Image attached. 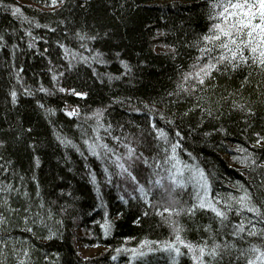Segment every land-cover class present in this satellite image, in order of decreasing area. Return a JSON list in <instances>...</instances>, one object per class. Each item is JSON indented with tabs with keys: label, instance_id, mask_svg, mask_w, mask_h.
I'll list each match as a JSON object with an SVG mask.
<instances>
[{
	"label": "trees",
	"instance_id": "obj_1",
	"mask_svg": "<svg viewBox=\"0 0 264 264\" xmlns=\"http://www.w3.org/2000/svg\"><path fill=\"white\" fill-rule=\"evenodd\" d=\"M15 6L22 15H12ZM211 14V0H3L0 186L18 189L9 201L18 211L0 207L8 218L0 225V239L8 245H0L2 264H17L23 252L18 257L14 249L25 248L27 264H193L189 255L174 260V253L156 251L133 260L124 250L145 239H174L173 221L193 243L215 238L241 249L259 243V237L231 235L229 222L242 218L234 213L223 227L208 210L189 213L195 203L191 187L177 189L173 202L149 183L154 169L143 163L148 158L154 164L179 140L181 158L204 169L213 194L238 195L239 181L264 204V168L234 159L244 155L237 151L243 146L258 164L264 162V141L257 145L255 135H264V69L249 63L214 72L191 94L177 87L200 55L198 42L213 23ZM68 106L77 115H68ZM97 110L105 128L111 125L100 129L104 140L118 154H126L127 144L136 149L134 162L127 163L151 189V204L111 160L87 150L84 141L95 138ZM153 123L168 133L169 145L157 139ZM65 138L72 143H63ZM165 206L182 211L161 215ZM106 218L113 225L108 235L101 227ZM81 248L96 252L84 257ZM238 255L230 249L217 264H244Z\"/></svg>",
	"mask_w": 264,
	"mask_h": 264
},
{
	"label": "snow or ice",
	"instance_id": "obj_2",
	"mask_svg": "<svg viewBox=\"0 0 264 264\" xmlns=\"http://www.w3.org/2000/svg\"><path fill=\"white\" fill-rule=\"evenodd\" d=\"M56 2L57 0H53V4ZM0 5H3V0H0ZM211 5L212 14L209 18L213 23L208 33L203 35L201 41L198 42L200 55L196 57L190 69L182 75L181 82L177 85L181 91L189 94L198 86L204 85L206 80L213 76L214 72H220L225 69L235 70L241 65H249V63L264 69V0H211ZM18 14L22 15V11L19 7H15L12 10V15L16 16ZM24 19H27V17H24ZM0 39H3V37H0ZM91 39H95V37H91ZM125 67H128L126 63ZM53 79H56V77L54 76ZM40 90L47 91L43 87ZM60 90L65 91L63 88ZM25 91L27 92L28 89H25ZM71 91L77 96L86 95L85 93L75 92V90ZM29 94L31 93L29 92ZM12 97L15 100V92L12 93ZM47 111L51 112L53 110L48 109ZM68 115L74 116L77 113L72 110L68 112ZM94 115L97 118V126L93 130L95 138L84 141L87 150L97 158L111 160L112 164L119 169L118 174H127L132 181L136 182L139 185V193L148 201L151 189L146 188L144 184H140L137 176L130 170L131 166L127 163V161H133V157L136 156V149L127 144L125 145L127 148L126 154H118L117 150L111 147L100 134V129L103 128L108 131L111 128V125L105 128L102 122V110H97ZM153 128H156L155 123H153ZM156 131L157 139L162 140L165 145H169L168 133L163 128H156ZM176 135L179 136L180 133L177 132ZM255 135L257 136V145L264 141V135L260 133ZM113 139L119 141L120 138L113 137ZM62 142L66 144L72 143L66 138ZM181 147L179 140L170 144V150L169 147H165L162 158H153L154 164H149L148 158L143 159V163L146 166L154 169L156 178L155 180H150L149 183L153 184V187L162 188L169 193L170 197L177 189L187 190L191 187V195L195 203L187 209L189 213L193 212L197 207L208 210L214 213L222 227L225 226L226 221H229V214L234 213L242 218L235 223L229 222L232 227L231 235L238 237L240 240H245L248 237H259V243L250 242L249 246L244 249L238 248L234 242H220L215 238H213L211 244L207 241L193 243L182 237V227L173 221L174 239L164 241L145 239L141 241L138 248H125L124 250L131 253L133 260L137 257H144L148 253L164 251L170 255L174 253V260L181 255H189L193 264H217V261L222 259L226 252L234 249L239 253L237 261L243 258L244 264H264V204L257 203L254 194L239 181L236 182L239 188L238 195L233 193H227L226 196H221L219 193L213 194L212 182L208 174L198 164H189L184 161L178 152ZM237 151L244 153V155L234 157V159H239L245 166L264 168V162L258 164L254 153L247 148L238 146ZM142 156L143 154L141 153ZM189 156H191V153H189ZM37 163H39L38 159ZM156 169H159V171H156ZM105 172L111 177L107 167H105ZM93 180L95 181L94 174ZM109 182H111V179H109ZM13 191H18V189L13 188L11 184L0 186V194H3L2 199H0V207L11 213L18 211L9 202L10 193ZM172 199L175 202V198L172 197ZM148 202L151 204V201ZM25 211H28V209H25ZM180 211L182 209L165 206L160 214L163 215L164 212H168L179 215ZM105 216L107 217V213H105ZM7 220L8 218L0 212V225L7 223ZM24 221L27 226L29 217L25 216ZM35 222V220L31 221L33 224ZM40 222L43 223V219ZM101 227L104 229L105 235H108L113 225L106 218ZM26 230L28 232L33 231L31 227H26ZM51 235L54 234H50L49 238H51ZM0 245L5 248L8 247L3 239H0ZM153 245H158L159 247H153ZM182 248L186 249V252H182ZM14 251L18 257L20 251L23 252V256L18 258L17 264H27L30 259L29 249H14ZM116 251L119 253L121 249ZM113 259H116V257L114 256Z\"/></svg>",
	"mask_w": 264,
	"mask_h": 264
},
{
	"label": "rangeland",
	"instance_id": "obj_3",
	"mask_svg": "<svg viewBox=\"0 0 264 264\" xmlns=\"http://www.w3.org/2000/svg\"><path fill=\"white\" fill-rule=\"evenodd\" d=\"M22 2H24V1H22ZM16 7V6H15ZM14 7V8H15ZM80 252H81V254L84 256V257H90V256H92L95 252H96V250L95 249H83V248H81L80 249Z\"/></svg>",
	"mask_w": 264,
	"mask_h": 264
},
{
	"label": "built area",
	"instance_id": "obj_4",
	"mask_svg": "<svg viewBox=\"0 0 264 264\" xmlns=\"http://www.w3.org/2000/svg\"><path fill=\"white\" fill-rule=\"evenodd\" d=\"M68 110L69 111H72V110H75L73 107H71V106H68ZM76 111V110H75Z\"/></svg>",
	"mask_w": 264,
	"mask_h": 264
},
{
	"label": "bare ground",
	"instance_id": "obj_5",
	"mask_svg": "<svg viewBox=\"0 0 264 264\" xmlns=\"http://www.w3.org/2000/svg\"><path fill=\"white\" fill-rule=\"evenodd\" d=\"M81 253V252H80Z\"/></svg>",
	"mask_w": 264,
	"mask_h": 264
}]
</instances>
